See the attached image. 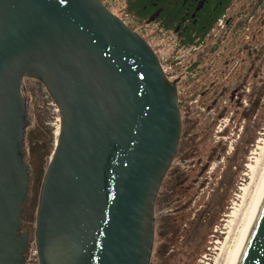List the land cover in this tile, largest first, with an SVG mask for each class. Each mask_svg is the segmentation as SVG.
Listing matches in <instances>:
<instances>
[{
  "label": "water",
  "instance_id": "obj_1",
  "mask_svg": "<svg viewBox=\"0 0 264 264\" xmlns=\"http://www.w3.org/2000/svg\"><path fill=\"white\" fill-rule=\"evenodd\" d=\"M25 75L45 83L62 119L40 196V264H149L180 137L177 91L100 0H0V264H24ZM234 264H264V193Z\"/></svg>",
  "mask_w": 264,
  "mask_h": 264
},
{
  "label": "rangeland",
  "instance_id": "obj_2",
  "mask_svg": "<svg viewBox=\"0 0 264 264\" xmlns=\"http://www.w3.org/2000/svg\"><path fill=\"white\" fill-rule=\"evenodd\" d=\"M110 1H112L113 4L115 3V0ZM259 1L264 2V0H256V3ZM240 4L241 3H239L238 6H240ZM114 7L116 13H120V10L124 8L123 5L115 6V4ZM258 20V24H264V16L260 17ZM258 28L260 30L262 29L261 27ZM143 33L161 57H163L164 54H173L175 50V42H173V39L165 36H162L161 39L155 38L156 33L154 32H148L149 35L144 31ZM243 34L244 32L240 30L236 40L238 43H243L244 46ZM213 38L215 37L213 36ZM244 54H246L245 48L240 50V56ZM254 54V57L257 60L254 69L256 74L259 75L260 69L258 59L261 57L264 58L263 49L259 51V53L255 51ZM235 64L236 61L234 65ZM193 78L194 76L184 75L182 76V81L187 82ZM27 81L28 93L24 92L22 95L24 97L23 100L25 101L28 119L25 130V135L27 136L26 143L27 145L29 144L30 137L35 138L33 139V158L34 152L37 148L40 146L46 148L48 145V151L45 156V164H47L53 153L52 151H54L55 148V143L58 137L57 132L59 133L60 130V113L58 107L53 103L44 84H41L34 78H27L26 82ZM253 86L254 83H251L250 92H252ZM235 90L237 91V86H235ZM239 96H241V94H239ZM51 102L53 104H51ZM186 109L191 113H194L196 110L194 105L189 104H187ZM215 113V117L220 115L217 110ZM261 113L262 110L255 113L252 117L255 121V126L253 123H249V126H252V130H254L253 133L255 139L252 140L251 135L249 151L245 156V160L242 155L240 158L236 157L237 147L235 143L231 145L232 147L229 143V148L226 149L230 152L233 150V152L231 154H228L225 150L223 152L221 157V160H223L221 162L223 167L220 169L223 177L218 175L215 179V184H211L212 186L208 189L204 188V191L201 189L202 186L200 187V185L203 181H205V186L207 184L206 182L210 181L209 174L206 173V176H202L196 180V187H200V190L196 191V194H198L196 197L198 202L196 204L193 203L190 206H179L180 202L178 199H172L169 197V193L175 186L173 184L177 182L181 174L186 172L181 168V166L178 165L179 167H177L175 162H172L160 185L155 201L154 216L156 231L151 264H213L215 259L219 256L220 251L228 249L232 226L235 224L234 218L232 217L233 213L241 204L243 191L248 188L251 183L253 171L258 163L262 161V153L264 152V116L262 120H260L261 118L259 117H261ZM181 114V139L175 158H179V156L184 155L187 159L193 157L188 156L189 153H192L193 151V145L191 139H188L187 141L183 138V132L185 131L186 134L196 133L198 129L193 127L194 120H190L187 116H185V113L182 112V110ZM197 116L198 118H203V120H205L204 117L206 114L200 115L197 113ZM205 121L209 122V119ZM221 121L224 124L227 123L228 120L224 121L221 119L220 122ZM259 122L260 125H257ZM191 128H194L191 130L192 132L189 130ZM231 137H228L227 139L222 138V140L231 141ZM216 139L218 140V138ZM202 140H204V137L199 138L200 145L196 148V150H199L204 146V142L202 143ZM215 143L217 144V142ZM222 151L223 149L218 146L219 157L221 156ZM32 156L29 152L27 154V160H32ZM195 158L199 160L198 157ZM33 161L37 165V163H39V158H34ZM218 164L220 163L215 160L213 163H210L209 167L211 168L212 166L214 167ZM230 173L233 185L230 189H228V176ZM206 177L208 178L206 179ZM30 178L31 182L28 187V193H30V196L28 202L24 203L23 213L25 231L33 233L35 231L36 214L34 201L36 197L37 182V176L34 175L33 171L30 172ZM200 203L202 206L199 205ZM183 207H185L186 212H193L190 222L195 221L193 231L188 234L185 233L190 229V224L185 225L182 229L181 225L179 226V223H177L175 227H171L169 230L167 227L170 220L176 216L178 211ZM208 210L209 212H207ZM214 215H216V219L213 223L212 221L214 219ZM216 228L219 230L218 233L216 232ZM199 241L200 243H198Z\"/></svg>",
  "mask_w": 264,
  "mask_h": 264
},
{
  "label": "trees",
  "instance_id": "obj_3",
  "mask_svg": "<svg viewBox=\"0 0 264 264\" xmlns=\"http://www.w3.org/2000/svg\"><path fill=\"white\" fill-rule=\"evenodd\" d=\"M233 2L234 0H225L226 4L224 3L225 5H222L223 7H218L219 10L215 15L216 19H218L224 13L227 7L231 6V11L230 17L227 19L228 21L226 29L223 30L217 37L213 38L207 36V33L210 31L208 26L205 29H202L200 25H197L194 29L177 32V38L181 40L184 46L196 44L202 40H205V44L194 54L192 60L180 69L187 70L189 72L202 71L199 73L201 80H199L192 87V89L188 91L186 96L191 99L195 98L197 94L202 93L203 104L209 106L213 105L215 100L220 96L232 97L237 92L231 87L232 78L227 80L223 79L222 81L217 80L214 83L213 81L218 79L220 76H224L222 69H225L226 62L230 58L240 57V50L245 48L246 59L244 64L241 66L240 71L238 72L240 79L238 83H236V85L238 84L237 87L239 88L244 82H247V80H253L254 83L253 90L249 94L251 104L248 108L243 110V114L248 118L249 121L246 130L242 138L239 140L236 148V157L240 158L242 155L243 159L245 160V156L249 151L251 135L252 140L255 139L253 133L254 130H252V126H249V123H253L254 126L256 125L252 117L259 107L260 111L262 110V113L260 114L261 117H259L261 118L260 120H262L264 116V103H261V100L264 97V76H260V74L257 75L254 69L255 64L257 63V60L254 57L255 51L258 53L262 49L264 51V24H258V19L264 16V5L261 4V1L256 3V0H241L240 6L234 8L231 5ZM210 14L211 12L209 11L208 16H210ZM208 23L210 24V22ZM247 26H249L250 39L244 47L243 43L237 42L236 37L239 31L242 29L245 30V27ZM258 27H261L262 29L260 30ZM258 62L260 69V65L262 64L261 58L258 59ZM215 69H218V71L215 72ZM261 71L262 68L260 72ZM218 73H220V76ZM239 106L240 101L237 100L235 107L237 108ZM257 125H260V122ZM202 152H206L214 156L215 154H218V149H215L214 146L207 145L206 151H201V153ZM229 176L227 185L228 189H230V187L233 185L231 173ZM187 180V177L181 178V181L176 186L173 196L187 195L190 198L193 197L194 192H192L189 184L186 183ZM207 212H209V210ZM189 216L190 212L181 211L173 220V223H179V226H182L185 219ZM215 219L216 215H214V219L212 221L213 223L215 222ZM194 222H190V229L185 234L191 233L193 231ZM198 243H200V241Z\"/></svg>",
  "mask_w": 264,
  "mask_h": 264
},
{
  "label": "flooded vegetation",
  "instance_id": "obj_4",
  "mask_svg": "<svg viewBox=\"0 0 264 264\" xmlns=\"http://www.w3.org/2000/svg\"><path fill=\"white\" fill-rule=\"evenodd\" d=\"M104 1L107 2L108 0ZM224 3L225 0H115L114 4L115 6H124V8L120 10V15L121 13L126 14L130 26L134 30L154 32L156 33L155 38L161 39L162 36H165L167 38L172 39L174 32L194 29L197 25H200L202 29H205L207 26L209 27L208 29H210L212 24L215 22V15L219 10L218 7L222 5L224 6L226 4ZM227 8H230V6ZM209 11L211 12L210 16H208ZM208 22H210V24ZM27 78L31 77H24L23 83L21 84L23 94L24 92L28 93V81L26 82ZM36 80L43 84L40 80ZM214 121H216V119H214ZM192 129L194 128H191L189 130L191 131ZM185 134L186 132L184 131L183 138L187 141L188 139H191L193 145V151L192 153H189L188 156H193L197 152L196 148L200 145L199 138H201V135H199L198 132L189 133L186 134V136ZM26 138L27 136L25 135V151L23 150V158L25 157V160L28 161L26 163L30 167V172L33 171L34 175L37 176L43 172V168L45 165V156L48 151V145L46 146V148L38 146L39 148H37V150L34 152V158H39V163H37L36 165V163H34L35 160L33 161L34 158L32 156L33 139L35 138L30 137L28 145L26 143ZM203 142L204 140H202V143ZM29 152L32 156V160H27V154ZM193 159V157L186 159L184 155H181L179 156V158L176 157L173 160V163L175 162V165L177 167L181 166V168H184L191 173L197 174L201 173L202 171V168L199 166V164L204 165L205 168L209 166L208 163H202L199 160L198 162L193 163ZM181 178H184L183 174L180 175L177 182H175L173 185L179 183ZM170 194L171 193H169V195ZM22 222V226L23 228H25L24 215ZM167 227L169 230L170 226L168 225ZM21 233H27L24 264H40L39 253L37 251V247L34 246L36 241V234L25 230H18L16 239L20 237Z\"/></svg>",
  "mask_w": 264,
  "mask_h": 264
},
{
  "label": "bare ground",
  "instance_id": "obj_5",
  "mask_svg": "<svg viewBox=\"0 0 264 264\" xmlns=\"http://www.w3.org/2000/svg\"><path fill=\"white\" fill-rule=\"evenodd\" d=\"M264 193V152L252 173L251 183L243 191L240 206L233 213L234 225L227 250H221L213 264H234L246 239L259 202Z\"/></svg>",
  "mask_w": 264,
  "mask_h": 264
}]
</instances>
